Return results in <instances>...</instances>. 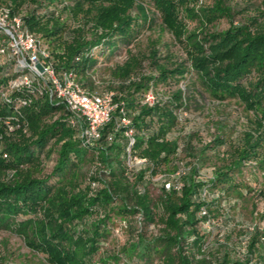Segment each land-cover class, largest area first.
<instances>
[{
  "label": "trees",
  "instance_id": "obj_1",
  "mask_svg": "<svg viewBox=\"0 0 264 264\" xmlns=\"http://www.w3.org/2000/svg\"><path fill=\"white\" fill-rule=\"evenodd\" d=\"M56 1L0 0V4L18 15L25 5H33L21 15L24 24L55 44L52 55L58 71L76 69L79 81L91 90L96 86L89 73L98 61L120 54L122 45L136 37L138 25L154 20L143 0H94L87 9L81 0L71 10L75 15L82 11L84 23L70 29L55 10H48ZM229 1L153 3L163 23L176 30L204 88L220 100L237 97L254 113L259 129L229 144L224 163L207 178L201 176L202 154L188 168L175 166L177 171L186 170L178 178L183 186L167 188L163 182L158 197L147 184L165 164H175L180 144L169 133L186 101L182 88L167 100L158 97L153 105L144 102V96L160 82L185 77L190 70L184 62L170 68L153 51L157 74L135 72L142 61L131 52L117 64L112 74L122 81L106 88L116 91L117 107L94 147L78 140L62 102L17 86L20 74L14 63L0 62V229L23 236L50 264H264V228L241 229L238 237L237 231L227 230L215 247L200 216L202 206L208 215H216L222 198L238 190L236 177L247 165L254 162L253 170L264 168V23L259 20L264 0L261 14L239 25L234 24ZM222 17L230 25L212 29ZM186 19L197 20L200 27L188 29ZM121 108L135 127L133 153L147 158L130 170L128 138L116 127ZM7 119L14 123L13 130ZM214 141L227 143L221 135ZM49 159L54 164L44 172ZM86 162L90 167L84 172ZM149 224L157 225L158 231L149 233ZM117 229L128 235L114 244L110 239ZM243 241L245 251L240 248Z\"/></svg>",
  "mask_w": 264,
  "mask_h": 264
},
{
  "label": "rangeland",
  "instance_id": "obj_2",
  "mask_svg": "<svg viewBox=\"0 0 264 264\" xmlns=\"http://www.w3.org/2000/svg\"><path fill=\"white\" fill-rule=\"evenodd\" d=\"M81 0H57L50 5V9L55 10L57 16L67 23V27L73 28L78 24H83L85 17L83 12L75 15L72 7L77 6ZM98 1V0H97ZM213 0H199V5L212 3ZM94 0H85L84 9L92 5ZM146 4L149 15L154 19L152 22L138 25L134 40L129 45H122V52L111 55L107 59L101 58L93 70L92 80L95 89L104 90L111 83L117 87L122 81L121 78L112 74L117 64L123 63L130 52L137 54L141 58V66L135 72L145 74H157L158 69L153 63L152 54L156 52L160 62L166 63L173 68L178 63L184 62L190 71L181 80L170 79L167 82H160L153 88L157 98L167 100L178 89H183L185 104L180 106L178 112V123L169 133L170 138H177L180 144L179 153L175 164H165L161 171L152 175L147 186L150 188L154 197H158L163 182H168L176 178L177 169L175 166L180 164L188 168L189 164L196 161V155L202 154L201 176L207 178L211 176L215 166L224 163V152L229 148V144H236L242 141L244 134L248 131H255L258 128L255 115L249 111L246 105L237 97H229L220 100L212 96L202 85L198 73L192 70L190 59L184 46L177 40L174 28L169 23H163L160 13L156 10L153 0H143ZM234 24L239 25L241 21H251L254 16L261 14L263 7L261 0H230ZM66 6V7H65ZM33 5H25L22 14L26 13ZM41 11H46L45 6ZM40 11V12H41ZM136 13V11H135ZM21 14V15H22ZM264 23V16L259 19ZM188 29L198 28L199 22L194 19H186ZM230 25L227 17L220 18L212 29L223 30ZM177 33V32H176ZM44 46L49 50H55V44L41 38ZM63 51L60 46L56 48ZM6 59L0 56V62ZM134 75L137 73H133ZM87 77L88 75L85 74ZM17 86H20V79H16ZM217 135L227 140V143L214 141ZM209 146L204 150L206 144ZM264 150V148H263ZM204 153V154H203ZM6 155H4L5 157ZM54 164V160H47L44 172H49ZM247 165L243 173L236 177L239 184L238 190L226 194L221 202L222 205L215 209L216 215L212 214L214 222L208 231L210 239L214 241L213 246L224 238L227 230L237 231L238 236L242 235L241 229L259 226L264 228V168H256ZM89 162L83 165V171H88ZM185 168V167H184ZM3 174L0 173V179ZM207 194V191H206ZM125 224V222H123ZM146 230L157 232L158 226L149 224ZM115 236L111 237L110 242L116 244L117 238L124 240L127 233H122L121 229L115 230ZM120 235V237H118ZM235 237V238H236ZM246 242L240 245L241 250L245 251ZM0 264H50L43 253L33 251L25 242L23 236L18 235L9 228L0 229Z\"/></svg>",
  "mask_w": 264,
  "mask_h": 264
},
{
  "label": "built area",
  "instance_id": "obj_3",
  "mask_svg": "<svg viewBox=\"0 0 264 264\" xmlns=\"http://www.w3.org/2000/svg\"><path fill=\"white\" fill-rule=\"evenodd\" d=\"M0 56L14 63L16 71L20 74L21 86L35 94H47L51 99L65 105L67 123L76 131L78 140L83 145L89 147L97 145L102 137L103 128L112 119L117 107L115 90H91L79 81L76 69L58 71L51 50L43 45L41 38L24 24L21 15L13 14L10 7L2 4H0ZM6 93L3 92V95L7 96ZM156 100L153 88L149 89L144 96V102L153 105ZM23 103H26V100H23ZM6 123L11 130L15 128L11 120L7 119ZM116 127L124 130L128 138L126 148L128 169L147 162L146 157L133 153L135 127L125 108H121ZM185 171L184 169L177 171L175 180L166 183L167 188L180 189L183 182L178 178ZM96 185V182H93V186ZM206 191L203 192L204 196ZM200 216L204 218V225L210 230L214 220L208 215L206 206H202Z\"/></svg>",
  "mask_w": 264,
  "mask_h": 264
}]
</instances>
